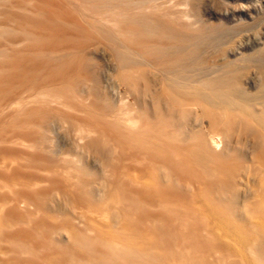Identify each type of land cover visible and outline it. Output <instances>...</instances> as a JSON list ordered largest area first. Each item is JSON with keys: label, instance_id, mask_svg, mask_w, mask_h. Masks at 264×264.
Instances as JSON below:
<instances>
[{"label": "bare ground", "instance_id": "obj_1", "mask_svg": "<svg viewBox=\"0 0 264 264\" xmlns=\"http://www.w3.org/2000/svg\"><path fill=\"white\" fill-rule=\"evenodd\" d=\"M194 1L0 0V264H264V81Z\"/></svg>", "mask_w": 264, "mask_h": 264}, {"label": "rangeland", "instance_id": "obj_2", "mask_svg": "<svg viewBox=\"0 0 264 264\" xmlns=\"http://www.w3.org/2000/svg\"><path fill=\"white\" fill-rule=\"evenodd\" d=\"M194 2H196L195 14L202 19V23L207 25L210 30L218 29L222 36L220 46L211 48L208 52L223 57L218 52L221 50L220 52L224 53L228 59L237 61L236 63L239 62L243 68L244 75H242L246 88L255 92L254 90L258 88L259 83L264 81V0H201ZM226 30L229 32L228 35H226ZM248 58H252V61H249ZM100 59L102 64L101 79L103 85L105 84L104 88L115 97V94H112L113 86L111 84L109 86L107 83L109 76L114 78L115 72H108L106 59L103 56H100ZM109 87H111L110 90ZM57 132L58 136L55 134V139L62 141H58L60 148L67 149L70 141L68 134L64 130H57ZM256 222L259 227L263 228L258 218H256ZM225 232V235L219 230L211 232V241L214 247L209 252V257L212 258V261L229 260L230 257H233L238 264H252V257L246 249L232 253L231 248L235 245L229 242L232 239L230 232L228 230ZM255 240L256 238L252 234L248 240V245H253ZM191 253L194 251L191 250Z\"/></svg>", "mask_w": 264, "mask_h": 264}]
</instances>
